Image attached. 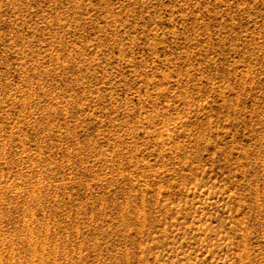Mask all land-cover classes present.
Instances as JSON below:
<instances>
[{
    "label": "rangeland",
    "instance_id": "374dc122",
    "mask_svg": "<svg viewBox=\"0 0 264 264\" xmlns=\"http://www.w3.org/2000/svg\"><path fill=\"white\" fill-rule=\"evenodd\" d=\"M0 264H264V0H0Z\"/></svg>",
    "mask_w": 264,
    "mask_h": 264
}]
</instances>
